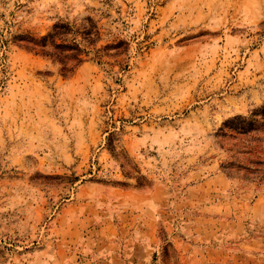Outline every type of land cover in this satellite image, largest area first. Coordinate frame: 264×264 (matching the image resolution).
Instances as JSON below:
<instances>
[{"label":"rangeland","instance_id":"rangeland-1","mask_svg":"<svg viewBox=\"0 0 264 264\" xmlns=\"http://www.w3.org/2000/svg\"><path fill=\"white\" fill-rule=\"evenodd\" d=\"M0 264H264V0H0Z\"/></svg>","mask_w":264,"mask_h":264},{"label":"trees","instance_id":"trees-1","mask_svg":"<svg viewBox=\"0 0 264 264\" xmlns=\"http://www.w3.org/2000/svg\"><path fill=\"white\" fill-rule=\"evenodd\" d=\"M62 26H64V25H62V24H60V25L59 24H54L53 27H52V32L48 33L47 35H53V34L57 33L59 28L62 27ZM122 42L126 44V42H124L122 40H119V41H117L116 43L113 44V46L115 47L113 53H119V52H121L124 49L123 48L124 46L121 47V48L118 47V45L120 43H122ZM63 45L68 47V48H72L73 49L69 53L70 55H68V56H70V57L75 59V62H74L75 64L78 63L81 60L80 57H78V55H77L80 52V50H81L79 45H78V43L72 41V43L63 44ZM41 50H42V52H44L43 49H41ZM60 61H61L62 64L67 62L66 60H63V59H60ZM63 73H64V71H63Z\"/></svg>","mask_w":264,"mask_h":264}]
</instances>
